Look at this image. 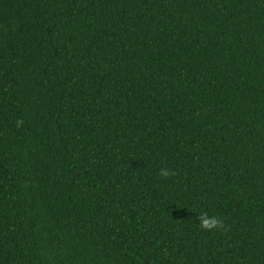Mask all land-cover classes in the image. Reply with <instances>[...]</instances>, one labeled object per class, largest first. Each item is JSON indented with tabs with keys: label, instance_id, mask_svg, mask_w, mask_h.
I'll return each mask as SVG.
<instances>
[{
	"label": "trees",
	"instance_id": "16d2710c",
	"mask_svg": "<svg viewBox=\"0 0 264 264\" xmlns=\"http://www.w3.org/2000/svg\"><path fill=\"white\" fill-rule=\"evenodd\" d=\"M0 264H264V0H0Z\"/></svg>",
	"mask_w": 264,
	"mask_h": 264
},
{
	"label": "clouds",
	"instance_id": "9594fccd",
	"mask_svg": "<svg viewBox=\"0 0 264 264\" xmlns=\"http://www.w3.org/2000/svg\"><path fill=\"white\" fill-rule=\"evenodd\" d=\"M159 175L163 178H168L173 173L166 168H161ZM195 219L198 221L199 228L206 232H214L224 227L223 219L216 215H209L206 212L196 214Z\"/></svg>",
	"mask_w": 264,
	"mask_h": 264
}]
</instances>
